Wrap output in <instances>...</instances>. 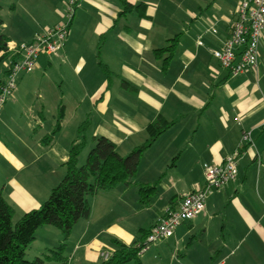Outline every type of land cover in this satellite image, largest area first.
I'll use <instances>...</instances> for the list:
<instances>
[{
  "label": "crops",
  "instance_id": "obj_1",
  "mask_svg": "<svg viewBox=\"0 0 264 264\" xmlns=\"http://www.w3.org/2000/svg\"><path fill=\"white\" fill-rule=\"evenodd\" d=\"M49 1L41 30L67 19L69 0ZM77 2L63 50L41 55L35 70L21 72L0 112V192L13 219L39 208L62 181L74 142L93 147L105 136L125 156L163 116L173 123L143 150L135 174V181L155 185L150 202L143 205L137 186L123 183L89 194L90 215L68 238L59 232L68 264H100L102 252L134 244L166 207L177 208L184 194L204 185L206 166L223 163L244 132L251 141L240 148L235 179L208 195L203 213L139 256L142 264H164L169 255L168 264H264V33L257 67L233 76L210 48L230 35L237 0ZM211 26L217 31H208ZM5 28L3 20L0 30L15 43L30 41L38 30L18 37ZM37 77L53 80L39 89L38 116L32 103L22 102L27 80ZM59 118V129L47 138ZM128 206L150 210L147 228L126 223L134 221ZM41 229L55 233L43 225L35 240ZM55 242L44 241L31 259L59 246Z\"/></svg>",
  "mask_w": 264,
  "mask_h": 264
},
{
  "label": "trees",
  "instance_id": "obj_2",
  "mask_svg": "<svg viewBox=\"0 0 264 264\" xmlns=\"http://www.w3.org/2000/svg\"><path fill=\"white\" fill-rule=\"evenodd\" d=\"M3 19L0 16V27ZM9 38L0 30V66L6 53ZM3 77L0 75V86ZM173 122L163 116L150 122L146 131L147 140L123 156L117 151L116 145L105 136H97L93 147L89 150L86 161L79 163V155L85 146L84 141L74 142L70 148L69 157L65 162L66 173L62 181L53 187L49 197L39 208L29 210L13 224V208L0 192V264H45L47 260L68 264L64 253L66 243L50 248L33 259H28L27 249L36 237V232L43 225L57 228L64 239L68 238L73 226L81 218H87L91 205L87 199L89 194L99 190L112 189L123 183L138 188L140 201L143 205L150 202L155 191L154 184L135 181V174L143 150L150 146L156 138L172 125ZM60 127V118L54 131L47 137L51 138ZM85 126L82 127L84 129ZM142 234L134 244H120L108 259L100 264H123L132 258L140 261V250L149 231L141 229Z\"/></svg>",
  "mask_w": 264,
  "mask_h": 264
},
{
  "label": "built area",
  "instance_id": "obj_3",
  "mask_svg": "<svg viewBox=\"0 0 264 264\" xmlns=\"http://www.w3.org/2000/svg\"><path fill=\"white\" fill-rule=\"evenodd\" d=\"M78 0H69L65 8L67 19L54 26L35 32L30 41L15 43L9 41L6 53L5 72L0 86V112L17 87L21 72L33 71L38 66L41 55H58L66 45L69 24ZM236 16L230 26V35L223 40L220 48H210L211 54L220 65L235 76L248 69H255L260 55V41L264 33V0H237ZM208 31L216 32L211 26ZM198 44L203 41L198 39ZM251 141L250 132H244L239 147L229 154L221 164H210L205 168V183L183 195L177 208L166 207L163 217L154 224L141 246L140 254L160 240L174 235L176 227L185 220L193 219L205 210L208 195L215 189L224 187L233 181L238 172L240 148ZM108 259L112 254L102 252ZM215 264H224L219 261Z\"/></svg>",
  "mask_w": 264,
  "mask_h": 264
},
{
  "label": "rangeland",
  "instance_id": "obj_4",
  "mask_svg": "<svg viewBox=\"0 0 264 264\" xmlns=\"http://www.w3.org/2000/svg\"><path fill=\"white\" fill-rule=\"evenodd\" d=\"M0 16L3 18V20L6 22V25L8 28H5L6 31H11L18 35V37L28 36L29 30L34 26V29H38L37 31H40L42 29L41 23H43L46 18H48V9L50 4L49 0H0ZM16 43H22V42H16ZM55 79V78H54ZM53 80H44L40 77L33 78L27 80V83L25 84V96L22 100L27 102L28 104L34 105L36 107L35 109V115L38 116L41 111V99L38 96L39 95V89L40 87H45L48 84H51ZM39 97V98H38ZM20 107V106H19ZM21 108H19V112H21ZM51 111V108H50ZM27 111H25L24 119L25 117H29V115L26 114ZM48 120L50 113H47ZM18 119H20L18 117ZM83 150L80 153L79 163L82 164L86 161L87 155L89 150L91 149L88 142H86ZM148 210V209H147ZM128 219L132 218L134 221H127V224L133 225L141 223L143 225L142 227L147 228L149 226L150 221V210L149 212L144 209L141 211V213H136L135 209H132L130 206H128ZM19 218L13 219V224L16 223V221ZM139 225V224H138ZM50 226V225H46ZM52 230H55L54 234H48L47 232H44V229H41L37 233V240H33V242L30 244L29 248L27 249V258L31 259L33 257V253L37 251V248L42 247L45 242L49 241H58L55 242L57 245H59V240H61L62 235L59 233L60 231L52 226ZM58 232V233H57ZM45 233V234H44ZM59 236V237H58ZM49 237V238H47ZM47 238V241L44 240ZM55 244V245H56ZM154 244V243H153ZM65 253H68V251H65ZM169 259L171 255L168 256ZM168 257L164 259V264H168ZM102 260V259H100ZM99 260L98 263L101 261ZM137 258H132L128 260L127 262L123 264H138ZM45 264H62L61 262L52 261L48 262L46 261ZM145 264V263H144ZM148 264V263H147ZM151 264V263H150Z\"/></svg>",
  "mask_w": 264,
  "mask_h": 264
}]
</instances>
